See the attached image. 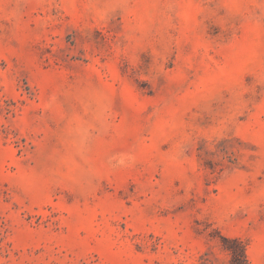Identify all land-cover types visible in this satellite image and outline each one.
<instances>
[{
  "label": "rangeland",
  "instance_id": "1",
  "mask_svg": "<svg viewBox=\"0 0 264 264\" xmlns=\"http://www.w3.org/2000/svg\"><path fill=\"white\" fill-rule=\"evenodd\" d=\"M0 264H264V0H0Z\"/></svg>",
  "mask_w": 264,
  "mask_h": 264
}]
</instances>
